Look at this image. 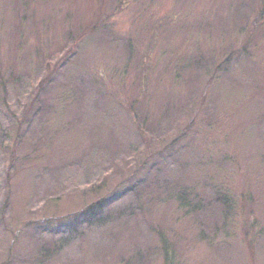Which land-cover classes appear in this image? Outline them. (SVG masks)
<instances>
[{
  "label": "rangeland",
  "instance_id": "obj_1",
  "mask_svg": "<svg viewBox=\"0 0 264 264\" xmlns=\"http://www.w3.org/2000/svg\"><path fill=\"white\" fill-rule=\"evenodd\" d=\"M0 73V264H264V0H0Z\"/></svg>",
  "mask_w": 264,
  "mask_h": 264
},
{
  "label": "trees",
  "instance_id": "obj_2",
  "mask_svg": "<svg viewBox=\"0 0 264 264\" xmlns=\"http://www.w3.org/2000/svg\"><path fill=\"white\" fill-rule=\"evenodd\" d=\"M100 21V20H99ZM98 21V22H99ZM101 22V21H100ZM99 22V23H100ZM98 23V24H99ZM90 32V31H89ZM89 32H88V35H89ZM84 35V31H82V34H80L77 38L78 39H81V37ZM76 40V39H75ZM77 41V40H76ZM46 63H48V62H46ZM0 78H1V80L3 81L2 82V85H3V87H4V96L6 97V95H7V91H6V87H7V83H6V81H4V79H2V78H4V76H2L1 75V73H0ZM48 78V76L47 77H45V79H43L42 81H40V83H39V86L36 88L37 89V91H39L42 87H43V85H44V82H45V80ZM221 198V197H220ZM223 199H218V201H223L222 202V204H218L216 207H218L219 208V210L221 211V215H222V218H225L226 219V216H227V213L229 212V207H228V205H227V201H226V198L225 197H222ZM102 206V202L101 201H98V202H96V203H94V205L92 206L93 208H96L97 207V209H99L100 207ZM246 222H244V224H245ZM248 225V224H247ZM164 245H167V243H165ZM165 249V261H166V264H169V263H171L172 264V256H173V253H172V251L170 250V248H169V246H165L164 247Z\"/></svg>",
  "mask_w": 264,
  "mask_h": 264
}]
</instances>
